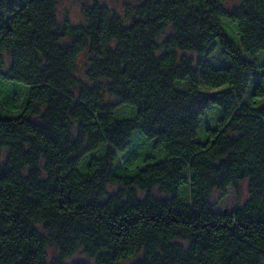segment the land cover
Segmentation results:
<instances>
[{
	"label": "trees",
	"instance_id": "trees-1",
	"mask_svg": "<svg viewBox=\"0 0 264 264\" xmlns=\"http://www.w3.org/2000/svg\"><path fill=\"white\" fill-rule=\"evenodd\" d=\"M59 1L0 0V264H264V0Z\"/></svg>",
	"mask_w": 264,
	"mask_h": 264
},
{
	"label": "rangeland",
	"instance_id": "rangeland-1",
	"mask_svg": "<svg viewBox=\"0 0 264 264\" xmlns=\"http://www.w3.org/2000/svg\"><path fill=\"white\" fill-rule=\"evenodd\" d=\"M97 1L103 3L110 8H113L117 11H122V6L125 3L133 4L139 0H60L57 4V17L60 21L65 20L70 24H78L82 21L81 10L84 6L90 5L92 2ZM12 93H15L20 102V107L23 105L26 99V90L25 86L21 83L13 81H3L0 79V97L5 96L9 97ZM11 101V100H10ZM206 123H210L208 120ZM135 135H140V133H135ZM149 145H144L143 148L147 149ZM235 192L231 187L227 189V194L224 197H221L220 193L212 192L210 196V201L215 204L216 210L231 209L235 204H240L246 198V183H241L237 187ZM111 191V189H110ZM156 192V191H155ZM154 192V193H155ZM155 195H160L155 193ZM48 258L56 256V251L53 248L47 249ZM87 261L91 263L90 259L84 256L81 252L74 254L67 262L73 261Z\"/></svg>",
	"mask_w": 264,
	"mask_h": 264
}]
</instances>
